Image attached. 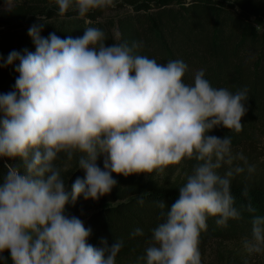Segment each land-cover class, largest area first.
<instances>
[{"label": "clouds", "instance_id": "clouds-1", "mask_svg": "<svg viewBox=\"0 0 264 264\" xmlns=\"http://www.w3.org/2000/svg\"><path fill=\"white\" fill-rule=\"evenodd\" d=\"M56 3L60 16L72 10L84 17L116 6L115 0ZM191 3L185 0V7ZM0 7L11 12L14 0H3ZM42 27L28 29L34 52L13 50L0 64L19 62L14 90L0 94V160L7 166L19 158L23 165V171L8 167L0 181V264L9 258L11 264H116L122 241L109 246L101 238V247L89 244L92 229L66 214V206H75L80 197L98 201L109 194L117 184L113 173H163L184 160L197 163L171 207L158 203L163 220L139 259L144 264H202L200 236L208 218L227 226L242 216L234 206L230 178L244 169L219 174L223 164H232V140L209 133L216 127L242 131L247 89L214 88L203 70L186 84L188 66L182 60L158 63L134 55L136 45L107 44L99 28L62 39L55 33L42 37ZM61 154L77 158L78 169L85 172L70 190L55 163ZM101 156L103 168L97 164ZM246 210L256 211L251 204ZM142 234L139 228L132 233ZM243 246L249 254L264 253V216L253 215Z\"/></svg>", "mask_w": 264, "mask_h": 264}, {"label": "trees", "instance_id": "trees-1", "mask_svg": "<svg viewBox=\"0 0 264 264\" xmlns=\"http://www.w3.org/2000/svg\"><path fill=\"white\" fill-rule=\"evenodd\" d=\"M119 7L126 8V12L117 16L114 32L98 19L105 9L90 11L84 17L72 10L60 16L58 11L43 7L39 0H14L11 12L0 10V64L13 50L22 54L25 49L35 51L28 35L33 24L43 26L42 37L55 33L62 39L82 37L86 28L94 27L105 33L107 44L136 45L134 55L154 58L158 63L182 60L188 66L183 77L186 84H193L195 74L203 70L214 88L232 93L247 89V109L260 110L264 115V0H192L190 7H185V0H121ZM18 63L0 67V94L14 90ZM55 163L69 190L77 177H85L75 157L68 160L61 154ZM196 163L182 161L180 173L173 180L168 175L160 181L151 175L124 177L113 173L117 184L109 194L98 201L80 197L75 206H66V214L86 212L84 225L92 229L88 243L95 247L102 246L101 238L107 239L109 246L122 241L116 264H144L139 258L152 243V230L163 220L158 203L165 201L171 207ZM97 164L103 168V156ZM8 166H19L23 171L19 158L8 160L7 166L0 160V181ZM237 166L244 171L230 178L234 206L241 210V218L251 222L253 215L264 216V162L251 165L233 160L231 169ZM250 167L254 169L251 172ZM219 174L225 175L223 171ZM245 188L247 196L243 195ZM140 199L143 204L138 203ZM249 204L255 213L246 210ZM216 219L208 218L207 230L200 236V250L211 240L227 239L225 226H218ZM137 228L142 235H132ZM237 259L233 264H248L245 255Z\"/></svg>", "mask_w": 264, "mask_h": 264}, {"label": "rangeland", "instance_id": "rangeland-1", "mask_svg": "<svg viewBox=\"0 0 264 264\" xmlns=\"http://www.w3.org/2000/svg\"><path fill=\"white\" fill-rule=\"evenodd\" d=\"M23 0H18V2ZM121 0H115L116 6L106 8L101 17L98 19L104 22L107 26L113 28L115 32V20L118 15L126 12V8H118ZM43 7L51 8L58 11L56 0H39ZM3 5V0H0V6ZM2 10V7H0ZM243 128L239 133L234 130H229L224 127H216L209 134L223 138L224 136L231 137V155L236 162L246 161L251 165H261L264 162V115L260 110L248 109L245 116L242 118ZM242 154L245 159H239ZM181 163L171 165L164 170L163 173L153 172L152 174H144L146 177L151 175L156 180H163L165 176H169L170 180L176 178L180 173ZM10 167V166H9ZM231 165L223 164L218 172L229 170ZM69 215H76L82 221L86 216V212L75 211ZM227 239H216L208 242L201 248L202 264H233L237 263L239 257H247L248 264H264V253L249 254L244 246L243 239L251 236V222L243 218L239 220H229L225 226ZM6 256H9L7 253ZM8 264H11L9 258Z\"/></svg>", "mask_w": 264, "mask_h": 264}, {"label": "built area", "instance_id": "built-area-1", "mask_svg": "<svg viewBox=\"0 0 264 264\" xmlns=\"http://www.w3.org/2000/svg\"><path fill=\"white\" fill-rule=\"evenodd\" d=\"M9 167V166H8Z\"/></svg>", "mask_w": 264, "mask_h": 264}]
</instances>
